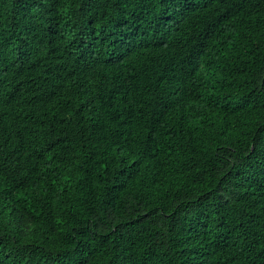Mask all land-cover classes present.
Wrapping results in <instances>:
<instances>
[{
    "label": "trees",
    "instance_id": "obj_1",
    "mask_svg": "<svg viewBox=\"0 0 264 264\" xmlns=\"http://www.w3.org/2000/svg\"><path fill=\"white\" fill-rule=\"evenodd\" d=\"M0 264H264V0H0Z\"/></svg>",
    "mask_w": 264,
    "mask_h": 264
}]
</instances>
